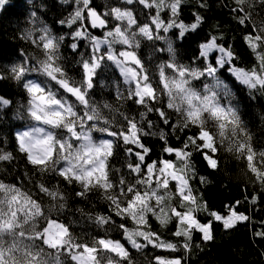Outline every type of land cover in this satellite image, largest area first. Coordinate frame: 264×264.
I'll use <instances>...</instances> for the list:
<instances>
[{"label":"trees","instance_id":"16d2710c","mask_svg":"<svg viewBox=\"0 0 264 264\" xmlns=\"http://www.w3.org/2000/svg\"><path fill=\"white\" fill-rule=\"evenodd\" d=\"M113 10L133 18L130 46L112 48L136 57L153 92L140 102L106 49L96 52L93 44L113 27ZM90 13L106 27L92 28ZM211 38L229 52L233 67L264 77V0H6L0 8V97L7 101L0 107V202L17 192L37 210L31 224L5 234L20 246L12 264H77L71 255L83 248L93 250L96 264H264V80L241 84L229 64L216 67L215 53L202 57L200 45ZM95 55L99 63L87 88L85 67ZM60 83L80 90L84 103ZM30 84L73 110L51 128L54 147L88 132L95 141L110 140L102 184L63 173L56 149L31 159L19 140L35 125ZM211 106L229 114L217 117ZM163 162L184 167L191 200L174 179L163 178ZM230 210L245 221L226 228L213 219ZM187 212L209 224V239L194 228L178 233ZM50 221L67 229L60 248L43 241ZM126 229L171 247H131ZM101 240L122 243L126 254L102 249Z\"/></svg>","mask_w":264,"mask_h":264},{"label":"rangeland","instance_id":"374dc122","mask_svg":"<svg viewBox=\"0 0 264 264\" xmlns=\"http://www.w3.org/2000/svg\"><path fill=\"white\" fill-rule=\"evenodd\" d=\"M6 0H0V8ZM112 19L113 27L105 35V39L93 38V44L96 52L105 48L108 57L113 60L119 69L122 79L126 83L133 84L135 95L138 102L145 97H151L153 92L149 84L146 83L144 74L140 71V65L132 52L124 49L119 53H115L112 44L118 42L127 48L130 46V40L127 36V31L133 25V18L128 11L113 10ZM197 23H193L185 29L195 28ZM183 29V30H185ZM142 33L147 34L149 29L143 28ZM215 53V65L221 67L224 64H229V72L237 82L248 85H260L264 77H258L253 73H248L239 68L233 67L230 64V54L228 51L218 46L214 39L211 38L208 42L200 45V55L208 58L209 55ZM99 59L94 56L92 64L85 67V85L87 88L91 85V76L93 70L97 67ZM50 72H54L49 69ZM68 94H71L78 101L84 103V95L78 89L67 87L65 84H59ZM28 89L32 93V115L34 118V126L24 132L19 133V140L22 146L27 150L31 159L36 161L41 160L45 156H49L56 149L61 159L62 172L72 177L83 180L85 182L103 183V166L104 160L110 147V140L103 139L95 141L90 133L75 135L74 139L67 140L62 146L54 147L51 141V128L58 122L73 116V110L68 102L62 98L56 97L55 93L43 90L39 85L30 84ZM7 105V101L0 97V107ZM202 107H205L204 105ZM198 107H193L192 114L198 112ZM210 111L217 117H227L229 111L219 106H211ZM203 144L206 148H211L210 137L203 132L200 135ZM176 156L184 160L185 155L180 151H174ZM210 165L214 162L208 158ZM182 168H176L172 163L163 162L161 171L163 178L174 179L177 182L178 189L182 197L186 200H191L188 194L187 182L184 173L180 172ZM37 215L35 206L23 198L17 192H11L8 199L0 202V264H12L19 251L20 246L9 240L5 234L13 227H22L31 224L34 217ZM213 219L220 221L224 227H232L238 222L245 221L246 217L243 214L235 213L230 210L227 215L212 214ZM179 220L183 223L179 226L178 233L188 235L192 228L200 231L205 240L210 238L209 224L196 223L191 212L180 215ZM67 229L59 222L50 221L43 233L44 243L51 248H60L65 245ZM124 238L129 246L137 248L143 244L158 246L159 248L169 249L171 246L163 241H156L151 235H146L142 232L125 230ZM141 239V243L139 242ZM11 241V242H10ZM13 242V243H12ZM15 244V245H14ZM101 248L111 251L119 256L126 254L125 246L120 242L111 240H101ZM72 259L77 264H96L94 260L93 250L83 248L80 253H72ZM159 264H178V260H162L158 259Z\"/></svg>","mask_w":264,"mask_h":264},{"label":"water","instance_id":"95a60500","mask_svg":"<svg viewBox=\"0 0 264 264\" xmlns=\"http://www.w3.org/2000/svg\"><path fill=\"white\" fill-rule=\"evenodd\" d=\"M89 23L92 28L101 29L106 27V23L99 15L90 13L89 14Z\"/></svg>","mask_w":264,"mask_h":264}]
</instances>
